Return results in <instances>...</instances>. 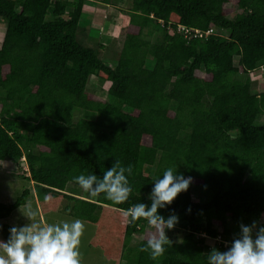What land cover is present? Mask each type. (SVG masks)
I'll return each instance as SVG.
<instances>
[{
  "label": "trees",
  "instance_id": "trees-1",
  "mask_svg": "<svg viewBox=\"0 0 264 264\" xmlns=\"http://www.w3.org/2000/svg\"><path fill=\"white\" fill-rule=\"evenodd\" d=\"M87 1L0 0V161L24 158L41 212L65 200L70 217L94 226L88 246L113 264H206L205 236L222 237L214 248L225 250L232 225L236 239L241 224H264V86L241 79L264 64V0H131L114 65L78 36ZM152 23L161 30L154 40L143 35ZM92 75L107 82L105 100L87 91ZM78 110L93 117L75 119ZM117 160L131 169L120 204L73 180ZM175 165L193 180L157 213L176 215L173 228L184 232L153 259L140 250L153 234L147 221L130 222L125 211L150 206L153 177ZM29 193L0 201V220ZM10 227L0 221L2 240Z\"/></svg>",
  "mask_w": 264,
  "mask_h": 264
},
{
  "label": "clouds",
  "instance_id": "clouds-1",
  "mask_svg": "<svg viewBox=\"0 0 264 264\" xmlns=\"http://www.w3.org/2000/svg\"><path fill=\"white\" fill-rule=\"evenodd\" d=\"M126 173L130 174L131 169L117 160L102 175L81 173L73 180L90 197L102 193L105 199L120 204L132 191ZM152 180L150 206L133 204L125 211V216L130 218V222L145 219L157 230L140 247L155 259L169 243L165 228L172 229L178 219L176 215L165 219L157 209L170 205L178 193L186 191L193 177L183 175L175 165L164 168ZM27 215L33 217L35 213L29 210ZM83 227L79 219L60 220L47 225L33 222L21 227L12 226L8 229L7 239L0 240V264H80L79 244ZM253 229H256L255 233ZM206 264H264V224L258 226L256 221L250 225L241 224L240 236L233 239L225 250L212 249Z\"/></svg>",
  "mask_w": 264,
  "mask_h": 264
},
{
  "label": "rangeland",
  "instance_id": "rangeland-1",
  "mask_svg": "<svg viewBox=\"0 0 264 264\" xmlns=\"http://www.w3.org/2000/svg\"><path fill=\"white\" fill-rule=\"evenodd\" d=\"M88 7L84 8V14L81 19L80 25L82 29L78 33V36L83 40L86 45L97 48L98 55L105 61L112 65L115 64L119 55L123 38L125 34V24L127 22V16L122 11L129 8L131 0H112L110 4H101L96 0H88ZM234 14V12H233ZM230 15V17L233 16ZM1 19V17H0ZM5 29V22L2 19L0 21V42ZM161 30L155 24H150L144 30L143 35L150 40H154L159 36ZM225 35L226 33H221ZM102 45L100 47V45ZM237 59V57H235ZM151 58L147 57L146 64L150 65ZM198 75H202V71H197ZM250 78L253 82V90H263L264 86V64L258 65L254 70L248 74H242L241 79ZM107 82L101 81L97 76L92 75L89 79L87 91L91 92L97 99L105 100L107 98L106 90ZM82 116H91L86 111L78 110L75 112V119ZM264 120V114L258 118V121ZM147 172V171H146ZM24 189H29L30 193L26 199L25 204L20 205L7 219L11 224L16 227L29 225L36 222L41 225H47L49 223H57L60 220H72L67 209L65 208L66 201L64 200L57 211H51L47 213L40 212L39 205V189L37 184L29 180V172L27 164L24 158L18 161L1 160L0 161V201L13 202ZM68 190H76L78 188L73 185L68 186ZM75 192V191H74ZM83 194V193H80ZM194 200H200V198L193 194ZM38 209V210H37ZM35 213L33 217L27 215V211ZM81 221V220H80ZM264 222V217L259 220ZM83 224L82 234L80 236L79 244V259L80 264H113V261L107 259L102 255L101 250L98 247H89L88 239L92 235L94 226L90 223L81 221ZM149 230L156 234V229L147 224ZM218 227V226H217ZM231 240L236 236L235 227L232 225ZM221 230L220 227H218ZM184 232L182 227H174L172 229L165 228L166 237H170L174 240H179ZM167 233V234H166ZM222 238V237H221ZM221 238H211L205 236V240L209 245L208 251L211 252L214 249V245L218 244ZM222 240V239H221ZM137 237H133V242H137ZM121 264H124L122 262Z\"/></svg>",
  "mask_w": 264,
  "mask_h": 264
},
{
  "label": "built area",
  "instance_id": "built-area-1",
  "mask_svg": "<svg viewBox=\"0 0 264 264\" xmlns=\"http://www.w3.org/2000/svg\"><path fill=\"white\" fill-rule=\"evenodd\" d=\"M177 28L179 30L185 31L186 33H192V31H193V33L197 34V36H199V37L206 36V35L211 34V33H214V34L224 33V31H221L220 28H214V27H210L204 31L199 30V29H190L184 25H178Z\"/></svg>",
  "mask_w": 264,
  "mask_h": 264
},
{
  "label": "crops",
  "instance_id": "crops-1",
  "mask_svg": "<svg viewBox=\"0 0 264 264\" xmlns=\"http://www.w3.org/2000/svg\"><path fill=\"white\" fill-rule=\"evenodd\" d=\"M97 2H98V1H97ZM85 5H87V7H88V4H85ZM85 7H86V6H85ZM2 202H4V203H9L8 201H2ZM17 208H18V207H17ZM17 208H16V209H17ZM38 208H39V210H40L39 205H38ZM16 209H14V210L12 211V213H11L8 217H5V218L1 219L0 221H1V222L8 223V224H10V225H12V226H15V225L11 224L7 219H9V217L12 216L13 212H14ZM37 210H38V209H37ZM40 212H41V210H40ZM0 240H2V236H1V234H0Z\"/></svg>",
  "mask_w": 264,
  "mask_h": 264
}]
</instances>
